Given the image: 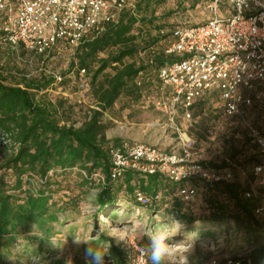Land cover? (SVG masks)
<instances>
[{
	"label": "built area",
	"instance_id": "built-area-1",
	"mask_svg": "<svg viewBox=\"0 0 264 264\" xmlns=\"http://www.w3.org/2000/svg\"><path fill=\"white\" fill-rule=\"evenodd\" d=\"M126 9L124 0H0V46L21 47L45 58L53 51L61 54L74 50L92 31L116 23ZM204 10L208 20L203 23L179 24L167 32L164 56L172 59L156 72L153 105L171 122L178 115L189 121L195 102L214 95L222 116L239 133L238 157L213 167L185 134H178L172 151L121 142L108 150V180L159 176L176 187L184 202L203 188L236 184L264 230V0H206ZM79 75L84 77V71ZM53 78L57 84L62 81L61 76ZM135 198L142 206L150 202L139 191ZM132 247V264H145L140 247ZM211 251L199 264H239L241 259Z\"/></svg>",
	"mask_w": 264,
	"mask_h": 264
},
{
	"label": "trees",
	"instance_id": "trees-1",
	"mask_svg": "<svg viewBox=\"0 0 264 264\" xmlns=\"http://www.w3.org/2000/svg\"><path fill=\"white\" fill-rule=\"evenodd\" d=\"M136 9V12H122L116 23L105 25L101 32L92 31L73 50L74 62L71 67H76L78 74L84 71V76H88L86 72L93 68L88 84L82 80L83 77L80 84L90 86L95 108L85 111L87 114L80 126L64 118L65 112L73 110L72 106L64 110L65 102L60 100L54 104L42 94L55 83L53 76L49 79L41 75L38 79L28 80L24 76L17 78L0 72V264H5L3 252L8 248L24 245L22 241L28 239L27 232L31 228H36L41 235L50 234L48 225L58 220L59 209L52 210L55 194L63 192L62 188L59 189L60 180L63 183L70 173L75 174V177L83 172L89 176L97 173L103 177L100 191L94 198L100 215L114 213L117 209L127 213L130 207L143 210L150 202L142 206L137 202L135 193L139 191L145 196L154 195L152 189L168 183L159 176L127 175L123 179V199L119 200L122 188L116 186L115 189L112 186L114 183L108 180V150L121 142L106 138L108 127L102 122L103 114L123 94H141L144 89L142 73L148 68L155 72L158 89L156 72L172 59L164 56L167 43L153 52L154 46L162 38L147 42L142 34L136 32V26L146 22L138 15L139 6ZM175 26L178 24L172 25L170 29ZM150 50L148 66H136L128 62ZM100 55L104 58H99ZM56 56L57 52L53 51L47 58L38 57L43 63L50 62ZM108 69L110 73H105ZM214 97L206 95L195 102L192 115L198 110L222 115L220 103ZM233 127L232 130L237 132L235 125ZM236 134L239 136L238 132ZM238 155L239 149L232 158L236 159ZM224 165L212 164L213 167ZM123 180L116 183L120 184ZM205 192L209 196L215 195V201L220 202V205H216L217 212H213L198 228H192L198 240L209 244L216 234L225 230L228 232L232 225L242 239L239 251L246 252L239 264H264V230L252 214L253 205L242 198L239 186L215 185L206 187ZM176 199L178 204L182 201L177 195ZM226 208H229V212ZM178 211L181 213L177 219L180 225L192 227L193 218ZM105 241L110 244L104 257L106 264H132L133 253L130 255L120 246ZM210 255V252L198 255L194 261L206 259ZM81 264H88V261Z\"/></svg>",
	"mask_w": 264,
	"mask_h": 264
},
{
	"label": "rangeland",
	"instance_id": "rangeland-1",
	"mask_svg": "<svg viewBox=\"0 0 264 264\" xmlns=\"http://www.w3.org/2000/svg\"><path fill=\"white\" fill-rule=\"evenodd\" d=\"M112 1V0H109ZM128 10L136 12L145 19L144 24L136 26V32L142 34L147 42L160 39L154 48L161 49L168 41V31L172 25L180 24L194 26L208 20L204 10L206 0H124ZM138 17V18H140ZM223 19L222 16L219 17ZM21 48V47H20ZM18 47L0 46V72L5 75L22 76L28 80L38 79L41 75L51 79L52 76H61L60 84L54 83L44 94L52 103L60 100L65 102L63 109L72 106L71 112H65L69 123L74 122L80 126L85 120L86 110L95 108V101L91 94L90 86L81 88L80 79L76 67H71L74 62V52L65 51L58 54L50 62L44 61L32 53ZM152 50L140 53L128 62L136 66H148L149 55ZM99 58H104L100 55ZM93 68L86 72L82 80L88 84ZM105 73H110L106 70ZM144 83L141 94H123L111 109L102 116V122L108 127L106 138L110 141L138 142L156 146L167 151L176 150L178 134L195 140L194 151L201 155L209 164L220 165L233 163L234 152L240 147V136L232 129L233 122L227 120L218 112L196 111L191 114L188 121L181 115L171 122L170 116L160 113L153 105L157 97L155 72L147 69L142 73ZM147 82V83H145ZM84 83V84H85ZM231 138V139H230ZM74 171V170H73ZM73 178H76L73 180ZM103 177L97 173L89 176L83 172L80 176L68 174L59 189L63 192L56 193L52 210L57 211L58 220L49 224L50 234H42L31 228L27 232V240L22 245L10 247L3 252L5 264H81L87 262L84 250L87 244L74 243L78 239L89 242L102 241L108 245L111 241L120 246L130 255L133 247H145L149 243L147 237H142L144 231L161 225L177 221L181 216V210L187 217L193 218L192 227L180 226L170 242L173 245H187L189 247V264L195 257L204 255L214 250L219 256L236 255L243 258L246 252L239 251L242 247V239L236 233L232 225L228 232L216 234L211 243L204 244L198 240L192 228H198L201 223L217 212L215 195L209 196L205 188L199 191L198 196L189 202L177 203L176 189L168 181L164 186H159L148 194L150 199L148 206L141 210L130 207L124 212L117 209L114 213L107 212L100 215L95 204V196L100 191ZM112 186H120L119 200L123 199L124 180L114 183ZM212 199V202L210 201ZM229 206V205H226ZM229 212V208H226ZM30 238V239H29ZM178 242V243H175ZM180 251V250H177ZM204 260V259H203ZM106 264V262H105Z\"/></svg>",
	"mask_w": 264,
	"mask_h": 264
},
{
	"label": "clouds",
	"instance_id": "clouds-1",
	"mask_svg": "<svg viewBox=\"0 0 264 264\" xmlns=\"http://www.w3.org/2000/svg\"><path fill=\"white\" fill-rule=\"evenodd\" d=\"M179 221L162 223L151 230L144 231L141 236L147 237L149 243L139 248V253L145 257V264H189V247L187 245H173L170 240L180 229ZM74 243L87 244L84 250L85 259L88 264H105L104 257L108 253L110 244L107 246L102 241L89 242L76 239ZM183 248L184 251H177Z\"/></svg>",
	"mask_w": 264,
	"mask_h": 264
},
{
	"label": "bare ground",
	"instance_id": "bare-ground-1",
	"mask_svg": "<svg viewBox=\"0 0 264 264\" xmlns=\"http://www.w3.org/2000/svg\"><path fill=\"white\" fill-rule=\"evenodd\" d=\"M177 250L184 251L185 249H183V248H180V249H177Z\"/></svg>",
	"mask_w": 264,
	"mask_h": 264
}]
</instances>
